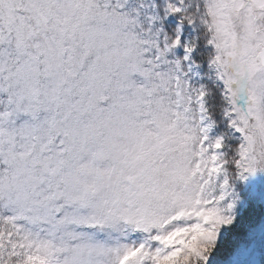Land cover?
I'll list each match as a JSON object with an SVG mask.
<instances>
[{
	"label": "snow or ice",
	"instance_id": "snow-or-ice-1",
	"mask_svg": "<svg viewBox=\"0 0 264 264\" xmlns=\"http://www.w3.org/2000/svg\"><path fill=\"white\" fill-rule=\"evenodd\" d=\"M0 264H264V0H0Z\"/></svg>",
	"mask_w": 264,
	"mask_h": 264
}]
</instances>
